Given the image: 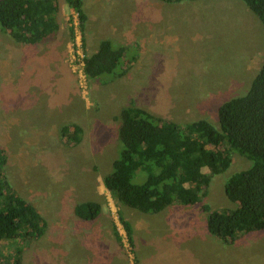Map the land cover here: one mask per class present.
Masks as SVG:
<instances>
[{
  "label": "rangeland",
  "instance_id": "374dc122",
  "mask_svg": "<svg viewBox=\"0 0 264 264\" xmlns=\"http://www.w3.org/2000/svg\"><path fill=\"white\" fill-rule=\"evenodd\" d=\"M59 3V34L37 48L43 55L32 57L27 50L26 67L20 56L24 44L0 30V148L10 158L6 173L48 224L33 242L2 241L1 264H264V230L226 244L208 232L200 205L148 215L119 206L104 186L119 152L117 118L132 102L179 124L206 119L220 126L219 107L247 93L263 64L264 26L258 17L241 0H83L89 18L84 46L76 12L66 0ZM105 39L125 45L135 57L126 74L108 84L88 80L82 66L83 56ZM72 124L82 131L77 145L61 134ZM232 157L229 169L211 178L204 203L213 210L236 208L224 185L253 164L236 151ZM87 201L102 207L94 222L74 215V207ZM120 214L134 227V248Z\"/></svg>",
  "mask_w": 264,
  "mask_h": 264
},
{
  "label": "trees",
  "instance_id": "16d2710c",
  "mask_svg": "<svg viewBox=\"0 0 264 264\" xmlns=\"http://www.w3.org/2000/svg\"><path fill=\"white\" fill-rule=\"evenodd\" d=\"M241 1L264 26V0ZM66 2L77 14L86 46L89 18L83 0ZM60 13L59 0H0V30L16 43L38 45L59 34ZM70 25L74 37L73 21ZM134 59L125 45L117 47L112 40H101L97 50L84 55L83 72L88 80L108 84L124 76ZM117 119L119 152L112 170L104 176V186L119 206L155 215L170 206L200 205L208 216V232L226 244L255 229L264 230V60L247 93L219 107L218 128L206 119L179 124L157 117L133 102L121 110ZM79 128L72 124L63 127L61 134L67 142L77 145L82 137ZM235 151L253 164L224 183V192L236 208L213 210L204 203L211 178L229 169ZM9 160L6 149L0 148V243L16 237L33 242L46 234L48 224L13 188L6 173ZM101 212V205L95 201L74 207V215L85 222L96 221ZM120 222L134 248V227L122 214ZM113 236L123 247L116 225ZM22 256L18 249V263Z\"/></svg>",
  "mask_w": 264,
  "mask_h": 264
},
{
  "label": "crops",
  "instance_id": "0c3cea01",
  "mask_svg": "<svg viewBox=\"0 0 264 264\" xmlns=\"http://www.w3.org/2000/svg\"><path fill=\"white\" fill-rule=\"evenodd\" d=\"M14 41V40H13ZM15 42V41H14ZM16 43V42H15ZM17 44H22V43H17ZM52 44H55V42L54 43H52ZM29 46V47H28ZM41 46H44V45H42V43H40V44H38V45H28V44H24L23 45V47H20V56H21V60H22V62H24V67H26V61L29 59L28 57H27V50L29 51V53H30V49H32L33 51H32V53L33 54H31V56L32 57H37L38 55H43L45 52H43V53H40V51H38L37 50V48H40ZM45 47V46H44ZM44 47H42V48H44ZM27 48H29V49H27ZM46 48H52V49H54L53 50V52H51V53H56L57 52V49L58 48H56V47H54V46H50V45H48V46H46ZM98 48V47H97ZM97 48L95 49V50H97ZM51 49V50H52ZM50 53V54H51ZM35 54V55H34ZM34 55V56H33ZM140 254L141 255H143V252L141 251L140 252ZM144 255L147 257L148 256V252L147 253H144Z\"/></svg>",
  "mask_w": 264,
  "mask_h": 264
},
{
  "label": "built area",
  "instance_id": "2783aa9c",
  "mask_svg": "<svg viewBox=\"0 0 264 264\" xmlns=\"http://www.w3.org/2000/svg\"><path fill=\"white\" fill-rule=\"evenodd\" d=\"M84 57V56H83ZM82 66H83V64H82Z\"/></svg>",
  "mask_w": 264,
  "mask_h": 264
}]
</instances>
